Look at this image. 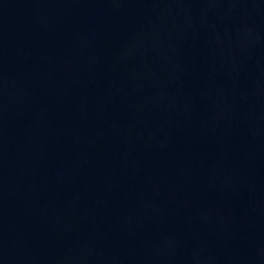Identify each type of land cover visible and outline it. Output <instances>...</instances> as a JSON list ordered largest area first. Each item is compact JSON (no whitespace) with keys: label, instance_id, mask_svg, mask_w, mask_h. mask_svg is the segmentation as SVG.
Returning <instances> with one entry per match:
<instances>
[{"label":"water","instance_id":"1","mask_svg":"<svg viewBox=\"0 0 264 264\" xmlns=\"http://www.w3.org/2000/svg\"><path fill=\"white\" fill-rule=\"evenodd\" d=\"M0 264H264V0H0Z\"/></svg>","mask_w":264,"mask_h":264}]
</instances>
